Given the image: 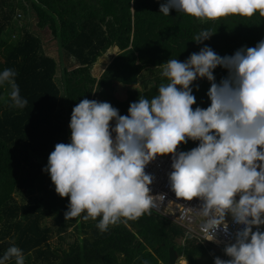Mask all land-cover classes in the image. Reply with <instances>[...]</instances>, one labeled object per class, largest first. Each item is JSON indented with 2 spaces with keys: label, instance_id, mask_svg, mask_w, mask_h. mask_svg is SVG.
<instances>
[{
  "label": "trees",
  "instance_id": "1",
  "mask_svg": "<svg viewBox=\"0 0 264 264\" xmlns=\"http://www.w3.org/2000/svg\"><path fill=\"white\" fill-rule=\"evenodd\" d=\"M163 2L0 0V72L16 71L20 95L28 101L24 108L12 107L11 89L0 86V257L12 240L22 249L25 264H167L171 247L187 264H214V258L222 255L213 245L186 238L183 228L151 211L106 231L97 227L101 217L84 221L82 213L65 219L68 197H59L48 173L41 171L54 146L70 142L72 109L82 99L109 102L120 115H127L131 102L140 96L151 99L159 85L167 83L160 75L167 60L184 61L204 45L220 56L232 55L264 39V18L258 13L251 18L200 21L175 10L163 15L159 12ZM22 16L25 23H20ZM35 25L50 31L72 66L58 71ZM206 29L215 33L203 44L192 41ZM112 47L118 53L96 78L93 67ZM213 74L219 82L227 72L218 66ZM116 84L140 88L119 100ZM209 87L206 79L194 82L193 108L209 106ZM197 145L189 140L178 150ZM36 187H42L40 198L27 203L25 198L16 199L15 194L23 197ZM46 219L52 223L46 224ZM70 228L74 238L66 247L50 243L53 232L62 241Z\"/></svg>",
  "mask_w": 264,
  "mask_h": 264
},
{
  "label": "clouds",
  "instance_id": "2",
  "mask_svg": "<svg viewBox=\"0 0 264 264\" xmlns=\"http://www.w3.org/2000/svg\"><path fill=\"white\" fill-rule=\"evenodd\" d=\"M171 10L200 21L257 13L264 18V0H164L159 5L165 16ZM214 33L202 30L192 41L203 44ZM218 66L227 72L219 82L213 74ZM161 69L167 83L151 99L140 96L131 102L127 115L109 102L89 99L72 109L70 142L57 143L42 169L56 194L68 197L64 218L101 217L97 227L106 231L150 214L163 196L150 194L154 177L145 168L170 155L169 185L176 198L201 201L196 211L205 218L204 240L219 243L218 229L229 234L227 216L243 225L234 243L216 247L223 252L214 264H264V39L225 56L204 45L184 61L167 60ZM16 76L13 69L3 70L0 86L11 89L12 107L24 108L28 101L20 95ZM199 79L210 84L207 108H193V84ZM189 140L198 145L179 151ZM224 253L229 259H221ZM10 261L25 264L14 240L0 257V264ZM179 262L187 264L182 256Z\"/></svg>",
  "mask_w": 264,
  "mask_h": 264
},
{
  "label": "built area",
  "instance_id": "3",
  "mask_svg": "<svg viewBox=\"0 0 264 264\" xmlns=\"http://www.w3.org/2000/svg\"><path fill=\"white\" fill-rule=\"evenodd\" d=\"M17 17H19V15ZM111 123L114 124V122ZM171 170L170 155L157 157L146 166L145 172L154 177L153 183L149 185L151 189L150 194L153 196H163V199L158 198L156 200L155 207L150 211L182 227L186 231V234H188V237L204 244L205 246L213 245L215 247L225 248V246L234 243L235 232L242 229L243 225L234 224L230 216L226 217L229 225L228 235L218 229L216 231V239L219 243L204 240L202 224L204 223L205 218L199 215L196 211L199 210L201 201L197 198H194L192 201H184L176 198L168 182V174ZM238 198L239 197L237 196V199ZM253 231H256L255 227H253ZM260 231H264V225L260 226ZM226 258L228 257L224 253V257H221V259L225 260ZM178 264L185 263L179 262Z\"/></svg>",
  "mask_w": 264,
  "mask_h": 264
},
{
  "label": "rangeland",
  "instance_id": "4",
  "mask_svg": "<svg viewBox=\"0 0 264 264\" xmlns=\"http://www.w3.org/2000/svg\"><path fill=\"white\" fill-rule=\"evenodd\" d=\"M25 17L20 20V23H25ZM33 21H35L33 19ZM32 21V22H33ZM35 30L37 32H40V36L42 38V44H43V48L46 52V54L50 55L51 58H53L55 61H57V66H58V71H60L62 69V67H66V66H72V61L70 59L67 58V55L64 53H62L57 45L56 40L51 36L50 31L49 30H43L40 31L38 30V28L36 27V25L34 26ZM118 53V48L117 47H112L110 48L106 53H104L102 56H100V58L97 61V64L93 67L92 70V74L96 77L99 78L100 74L104 71V69H106L107 65L110 64V62L113 60L114 56ZM144 74L148 75V71H145ZM4 88H6V85L4 86ZM140 86H136L134 87H129L123 84H116L114 85V94L116 96L117 99L119 100H124L127 96V92L129 90L132 89H139ZM100 101V100H99ZM46 165H43L41 167V171L42 169L45 168ZM42 187H36L34 192L31 194H27L25 196L22 197V195H18L15 194L16 199L20 202L22 201L23 198H25V203L30 202L31 199L33 198H40L42 196L41 193ZM46 224H51L52 223V219H46L45 221ZM71 233H73V230L70 228L67 230V232L65 234H63V240L60 241L59 236L53 232L52 237L50 238V243L52 245H58L60 242L61 244L66 247L68 242H71L74 238V236L71 235ZM221 249V248H220ZM221 251L223 252V249H221Z\"/></svg>",
  "mask_w": 264,
  "mask_h": 264
},
{
  "label": "water",
  "instance_id": "5",
  "mask_svg": "<svg viewBox=\"0 0 264 264\" xmlns=\"http://www.w3.org/2000/svg\"><path fill=\"white\" fill-rule=\"evenodd\" d=\"M178 260V256L174 248H169L167 264H175Z\"/></svg>",
  "mask_w": 264,
  "mask_h": 264
}]
</instances>
